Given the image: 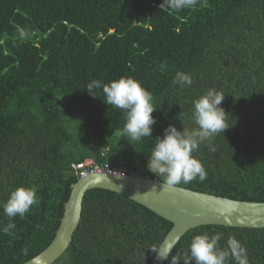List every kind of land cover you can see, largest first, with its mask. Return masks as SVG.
<instances>
[{"label":"trees","instance_id":"1","mask_svg":"<svg viewBox=\"0 0 264 264\" xmlns=\"http://www.w3.org/2000/svg\"><path fill=\"white\" fill-rule=\"evenodd\" d=\"M162 3L0 0V264H22L50 245L86 160L157 178L146 167L155 138L170 124L194 128L193 101L210 89L225 95L230 127L212 140L214 152L207 144L193 152L206 180L179 186L264 202V0H199L179 12ZM178 73L191 86L174 83ZM121 77L151 92L152 138L129 140L123 111L104 102L102 89L95 97L86 89ZM19 186L35 187L38 203L11 221L8 235L2 205ZM172 226L123 195L93 189L55 264H152ZM205 232L223 233L221 247L235 237L249 264H264V228L218 225L187 232L164 264L171 256L183 264L192 238Z\"/></svg>","mask_w":264,"mask_h":264},{"label":"clouds","instance_id":"2","mask_svg":"<svg viewBox=\"0 0 264 264\" xmlns=\"http://www.w3.org/2000/svg\"><path fill=\"white\" fill-rule=\"evenodd\" d=\"M199 0H163L160 8L179 12L186 8H194ZM163 64L160 65L161 70ZM174 83L189 87L192 79L189 74L178 73ZM87 91L93 95L95 89H102L104 102L124 113L123 134L133 142H141L142 138H152V126L156 123L152 113L156 110L152 103V94L145 89L141 82L131 77H121L118 80L103 83L92 80L86 85ZM225 95L215 89H210L193 101L191 120L195 127L191 130H178L174 125L164 129L162 137L154 140V146L148 155L146 167L160 183L161 190H172L181 184H189L197 180L203 183L207 172L202 163L193 156L202 144H207L209 151L216 149L212 140L216 135L224 133L230 126L226 123V112L221 107ZM38 203L35 187L19 186L13 189L3 203L2 209L9 223L2 231L10 235L16 227L11 222L16 216L24 218L32 206ZM223 233L209 235L207 232L195 235L183 256V264H249L246 247L235 237L230 236L223 247L220 241ZM158 260H168L170 247L153 250ZM169 264H178V258L171 256Z\"/></svg>","mask_w":264,"mask_h":264},{"label":"water","instance_id":"3","mask_svg":"<svg viewBox=\"0 0 264 264\" xmlns=\"http://www.w3.org/2000/svg\"><path fill=\"white\" fill-rule=\"evenodd\" d=\"M157 178L134 173L115 175L91 172L72 185L55 237L41 253L22 264H55L70 246L78 228L88 191L102 189L118 193L173 224L161 247L173 250L187 232L208 225L264 228V202L236 200L177 186L161 190ZM169 255V256H170ZM157 255L152 264H164Z\"/></svg>","mask_w":264,"mask_h":264},{"label":"built area","instance_id":"4","mask_svg":"<svg viewBox=\"0 0 264 264\" xmlns=\"http://www.w3.org/2000/svg\"><path fill=\"white\" fill-rule=\"evenodd\" d=\"M77 172L80 174V177L86 176L91 172L97 173H109L115 175H123L128 174L129 170L125 168L122 163L119 164H111V163H104V164H97L94 160H86L83 164L76 166ZM138 176H141L140 173H134Z\"/></svg>","mask_w":264,"mask_h":264},{"label":"rangeland","instance_id":"5","mask_svg":"<svg viewBox=\"0 0 264 264\" xmlns=\"http://www.w3.org/2000/svg\"><path fill=\"white\" fill-rule=\"evenodd\" d=\"M136 165H141V164H140V161H138V164H136ZM136 165H135V164H133L132 166H135V167H137Z\"/></svg>","mask_w":264,"mask_h":264}]
</instances>
